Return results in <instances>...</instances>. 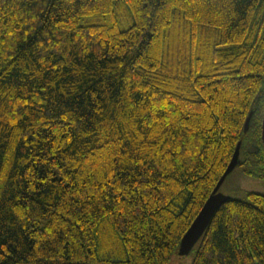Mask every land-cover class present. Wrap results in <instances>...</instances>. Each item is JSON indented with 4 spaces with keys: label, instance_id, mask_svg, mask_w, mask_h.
<instances>
[{
    "label": "trees",
    "instance_id": "obj_1",
    "mask_svg": "<svg viewBox=\"0 0 264 264\" xmlns=\"http://www.w3.org/2000/svg\"><path fill=\"white\" fill-rule=\"evenodd\" d=\"M263 113L264 0H0V264H169L241 139L191 264H264Z\"/></svg>",
    "mask_w": 264,
    "mask_h": 264
},
{
    "label": "water",
    "instance_id": "obj_2",
    "mask_svg": "<svg viewBox=\"0 0 264 264\" xmlns=\"http://www.w3.org/2000/svg\"><path fill=\"white\" fill-rule=\"evenodd\" d=\"M253 115H254V111H251V113L247 117L244 128L245 132L249 131L250 129V124ZM261 139L264 147V113L262 119ZM242 144H243V140L241 139L237 144V147L235 149V152L227 169L225 170V172L217 182L212 194L209 196L204 206L202 207L201 211L199 212V214L197 215V217L195 218L189 229L182 237L178 252L180 256H187L192 252L195 245L198 243V241L201 239V237L204 235V233L210 226L217 211L221 208V206L224 203L231 200L232 196L222 191L221 187L224 184L228 175L231 174L234 171V169L237 167V165L241 162L240 154H241ZM260 147L261 146L257 144H251L249 146V151L257 152L260 150Z\"/></svg>",
    "mask_w": 264,
    "mask_h": 264
},
{
    "label": "rangeland",
    "instance_id": "obj_3",
    "mask_svg": "<svg viewBox=\"0 0 264 264\" xmlns=\"http://www.w3.org/2000/svg\"><path fill=\"white\" fill-rule=\"evenodd\" d=\"M192 254H189L187 256L184 257H180L178 255H175L169 264H191L192 262Z\"/></svg>",
    "mask_w": 264,
    "mask_h": 264
}]
</instances>
